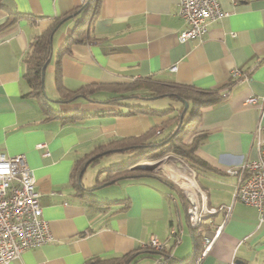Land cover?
<instances>
[{"label": "crops", "instance_id": "1", "mask_svg": "<svg viewBox=\"0 0 264 264\" xmlns=\"http://www.w3.org/2000/svg\"><path fill=\"white\" fill-rule=\"evenodd\" d=\"M218 1L229 15L209 22L203 40L181 42L187 25L178 0H100L90 39L73 45L61 57L60 69L69 92L85 86L109 90L95 93L92 101L64 103L58 93L49 103L54 115L48 116L28 96L26 60L35 41L53 28L46 71L54 73L55 84L59 52L84 18L81 0H0V152L26 157L53 236L49 244L27 250L9 264H162L164 254L168 264H183L194 258L198 230L189 223V201L178 188L155 177L125 178L107 185L116 195L108 200L94 193L103 186L93 189L96 181L84 185L82 174L83 186L103 202L93 203L73 187L79 158L111 139L142 135L168 120L113 115L127 110L108 102L116 95L111 87L138 79L227 93L203 110L199 127L205 135L199 156L212 168L195 171L198 197L201 206L223 207L197 228L200 254L206 241L212 242L201 264H264L258 211L235 198L240 179L228 173L258 156L256 130L264 126V0ZM10 20L14 22L5 27ZM251 97L258 99L255 105L247 103ZM41 143L47 144L49 155L37 148ZM152 236L163 245L162 253L144 252Z\"/></svg>", "mask_w": 264, "mask_h": 264}, {"label": "trees", "instance_id": "2", "mask_svg": "<svg viewBox=\"0 0 264 264\" xmlns=\"http://www.w3.org/2000/svg\"><path fill=\"white\" fill-rule=\"evenodd\" d=\"M100 7V0H86L81 4L79 8L84 13V18L77 22V25L70 37L66 40V44L59 52L56 61V78L55 86L60 94L59 102H70L78 98H83L88 101H92L95 93L100 91H107L109 87H93L85 86L77 92H69L63 86L62 75L60 69L61 57L67 53H71L73 45L83 43L87 38L90 39V31L93 28L94 22L97 18ZM14 22L10 20L6 25L9 26ZM4 27V26H3ZM53 28L43 33L34 43L33 51L26 60V72L25 79L30 86V92L28 96L35 98L42 111L48 115H54L49 105L50 101L44 94L42 88V69L49 61L52 53L51 41ZM111 92L116 93L115 96H111L108 102L112 105H118L126 108V112H117L113 115H151L158 117H166L168 120L160 125L152 127L147 133L128 137V138H115L105 143L101 148L99 147L94 153L89 154L85 158H79L72 172V182L76 193L82 198L89 199L91 202L103 203L101 200L93 198L92 189L85 188L80 180V174L83 171V175L86 168L90 165H95L99 161V158L105 154H108L110 150L119 151H131L134 153L129 160L123 164H116L108 167L101 168L97 173L95 188L98 186H107L114 184L125 178H139L143 176L155 177L170 185L172 188H176V185L170 180L166 179L161 174H153L150 167L144 169L133 168V166L140 160L146 158H153L157 156H163L166 154H174L184 158L187 163L197 171L211 169L212 167L205 162L199 156V146L205 135L199 133V127L202 124L203 110L212 106L227 96V93H223L220 90H204L195 89L193 87L176 85L173 83H160L154 82L151 79H138L132 83L117 85L111 87ZM148 97H171L179 101V106H170L165 110H158L145 105L141 100H149ZM185 103L189 104L191 108L190 118L187 121L182 122L179 131L175 133V130L180 122L184 112ZM188 111V110H187ZM105 114V113H103ZM96 115V114H93ZM65 116V115H64ZM60 116V117H64ZM65 118H68L66 115ZM162 128H170L166 134H163ZM157 132L158 135H157ZM196 133H199L195 135ZM194 135V136H193ZM118 152V151H116ZM86 167V168H85ZM83 177V176H82ZM129 208V201L127 200L122 210ZM194 236L196 240L195 256L192 260L183 264H190L195 257L200 254L201 248L198 244L202 235L199 229ZM153 251L150 248L143 249ZM160 251L158 253H162ZM163 255V254H162ZM162 261H168V257L164 254ZM160 260V261H161ZM106 264L104 261H89L87 264Z\"/></svg>", "mask_w": 264, "mask_h": 264}, {"label": "built area", "instance_id": "3", "mask_svg": "<svg viewBox=\"0 0 264 264\" xmlns=\"http://www.w3.org/2000/svg\"><path fill=\"white\" fill-rule=\"evenodd\" d=\"M235 3L239 0H233ZM86 0H81L85 3ZM179 15L186 23V29L180 34L179 40L185 42L192 39L203 40L208 33V23L219 20L229 14L225 12L218 0H178ZM176 67L171 71L175 72ZM235 75H243L239 71ZM256 97L248 99L247 103L255 105ZM159 133V132H158ZM258 156L256 159L245 160L238 169L228 170L230 174L239 176L235 198L242 203L255 207L258 211L259 225L264 227V126L256 130ZM49 155L46 143L37 145ZM182 173L185 177L186 197L189 201L188 219L191 227H201L204 220L220 207L209 208L201 206L198 197L195 170L185 161H181ZM188 178L192 180L189 181ZM36 180L33 170L28 166L24 155L7 156L0 152V264H9L19 258L25 251L37 249L53 240L49 224L43 219V207L40 196L36 192ZM219 227L217 233L220 231ZM172 229L171 234L177 235ZM216 233V234H217ZM211 241L205 243L204 251L190 264H201L211 246ZM149 245L156 251H162L163 245L156 236H152ZM162 264H168L163 261ZM229 264H240L233 260Z\"/></svg>", "mask_w": 264, "mask_h": 264}, {"label": "rangeland", "instance_id": "4", "mask_svg": "<svg viewBox=\"0 0 264 264\" xmlns=\"http://www.w3.org/2000/svg\"><path fill=\"white\" fill-rule=\"evenodd\" d=\"M53 50H54V53H56V50H57V39L56 38L54 39ZM44 91H45V95L47 96L49 100L53 101L57 99L58 92L54 84V73L50 70H47L45 73ZM99 96L102 97V95H98V97ZM148 99H149L148 101L141 100L140 102H142L145 105H149L150 107L154 109H158V110H165L166 108H169L170 106L176 107V106H179L180 104L179 101L171 97H161V98L152 97V99L151 97H148ZM53 105L56 108L59 107L58 105H55V104ZM83 109H86V107ZM88 109H91V107H88ZM190 112H191V108L188 109V111H186V113L183 115V122L187 121L190 118ZM159 130L162 131V128H160ZM167 132L168 131H165L163 134H166ZM197 134L199 133H196L195 135ZM157 135H158V132H157ZM133 155L134 153H132L131 151H118V152H112V153H108V154L101 156L99 158V161L95 163V165H90L87 167L84 177H83V184L93 186L96 181L97 173L99 172L101 168L116 165V164H123L127 162L129 158ZM182 160L187 163V161L184 160V158L180 156H177L174 154H166L163 156L142 159L138 161L133 166V168L137 167L138 165H146L147 168L150 167L152 169L153 174H158V175L161 174L166 179L170 180L172 183L176 185V187L180 190L182 195L186 197V189H188L185 184V180H184L186 175L184 174L185 177L179 175L180 173H182L181 166H180ZM177 169L180 170V173H179V170ZM188 179L190 181L191 178H188ZM114 189L115 188L113 186H105L103 188H99L94 193L98 198H102L103 196H108L109 197L108 200H113L114 196H116ZM104 193H107V195H105ZM201 204L203 203L201 202ZM189 208H190V204L188 203L187 214H188Z\"/></svg>", "mask_w": 264, "mask_h": 264}, {"label": "water", "instance_id": "5", "mask_svg": "<svg viewBox=\"0 0 264 264\" xmlns=\"http://www.w3.org/2000/svg\"><path fill=\"white\" fill-rule=\"evenodd\" d=\"M51 47H52V44H51ZM49 61H50V59H49ZM49 61H47V63L45 64V66H44L43 69H42V79H41V82H42V88H43V90H44V77H45L46 67H47ZM44 94H45V91H44ZM188 108H189V104H188V103H185V109H184V112L187 111ZM182 122H183V115H182L181 118H180L179 126L177 127L175 133H177L179 127H180L181 124H182ZM116 151H119V150H110V151H108V153H112V152H116ZM85 168H86V167H85ZM135 168H138V169H144V168H147V167H146V165H138V166L135 167ZM83 171H84V170H83ZM83 171L81 172L80 177L82 176Z\"/></svg>", "mask_w": 264, "mask_h": 264}, {"label": "bare ground", "instance_id": "6", "mask_svg": "<svg viewBox=\"0 0 264 264\" xmlns=\"http://www.w3.org/2000/svg\"><path fill=\"white\" fill-rule=\"evenodd\" d=\"M161 162V161H160ZM179 164V163H178ZM171 165V164H170ZM181 166V165H180ZM166 167V166H165ZM166 169V168H165ZM177 170H179V169H177ZM179 173H180V170H179ZM191 180V179H190ZM176 181H178V180H176Z\"/></svg>", "mask_w": 264, "mask_h": 264}]
</instances>
